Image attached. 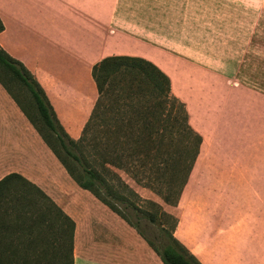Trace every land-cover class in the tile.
I'll return each instance as SVG.
<instances>
[{
    "label": "rangeland",
    "instance_id": "1",
    "mask_svg": "<svg viewBox=\"0 0 264 264\" xmlns=\"http://www.w3.org/2000/svg\"><path fill=\"white\" fill-rule=\"evenodd\" d=\"M81 1L74 30L45 24L23 0H0V49L38 84L68 148L154 246L166 232L200 264H264V0H117L111 17ZM118 56L166 75L169 103L158 106L124 69L100 102L92 68ZM0 76L36 119L27 93ZM3 90L0 112L11 114ZM29 223L25 235L53 240L38 217ZM53 257L48 249L46 261Z\"/></svg>",
    "mask_w": 264,
    "mask_h": 264
},
{
    "label": "trees",
    "instance_id": "2",
    "mask_svg": "<svg viewBox=\"0 0 264 264\" xmlns=\"http://www.w3.org/2000/svg\"><path fill=\"white\" fill-rule=\"evenodd\" d=\"M2 30L3 25L0 21V32ZM122 69L126 70V74H132L135 78L140 77L139 83L143 85L142 87H145L151 93L149 95L153 99L160 101V103L157 104L158 106L164 107V105L169 103L171 85L168 77L153 64L141 58L125 56L108 57L93 66L91 77L95 83L100 102L108 95L107 90H105L108 80L112 76L116 77ZM0 70L12 80V83H17L27 93L35 111L36 119L32 117V114L26 112L17 96H15V93L10 89L9 85L4 82L5 79L0 76V85L17 104L43 142L65 168L70 178L81 189L91 193L102 204L138 231L140 236L159 257L162 264H200L196 258L179 245L169 233L164 232V244L161 245V247L154 246L135 225L126 220V218L110 204L111 192L109 188H107L101 175L95 169L85 167L81 162V158L77 157L66 145V136H64V133L63 135L58 131L54 113L49 108L46 98L38 84L24 66L1 49ZM140 84L139 86H141ZM183 115L186 119L184 110ZM197 138L199 141L198 136ZM50 140L58 144L62 153L69 159L71 164L73 160L79 164L81 178H78L77 175L74 174L73 170L68 166L69 164L55 149L53 144H51ZM70 141L72 146H74L75 142L73 140ZM99 192L104 193V198L98 194ZM5 198H9V200ZM7 209L11 210L10 217L16 221V228L20 234L16 237L17 241L15 244L11 242L10 245L6 244L0 248V264H73L72 237L74 223L65 216L39 188L18 174H9L0 180L1 214ZM32 212H35V215H33L34 218L36 216L42 220L44 224L43 228L54 231V238L50 240L47 246H43L42 243H39L38 236L33 237L30 233H28V235L23 234L24 230L26 233L31 230V225L25 226V222L32 220ZM1 218H3V215ZM148 221L152 223L154 218L150 217ZM48 249L53 251V256L55 255L51 262L46 261ZM30 251L34 253V255H37L44 263L40 261L30 263L27 260L29 255L28 252Z\"/></svg>",
    "mask_w": 264,
    "mask_h": 264
},
{
    "label": "crops",
    "instance_id": "3",
    "mask_svg": "<svg viewBox=\"0 0 264 264\" xmlns=\"http://www.w3.org/2000/svg\"><path fill=\"white\" fill-rule=\"evenodd\" d=\"M23 1L30 4L29 8L35 6L42 11L45 24L73 25L76 30V0ZM10 2L18 6V0ZM90 2L111 17L117 0H82L81 7L87 9ZM8 99L12 113L0 112V180L9 174L22 176L74 223L73 264H162L133 228L70 178L9 95ZM10 212V209L3 214L0 211V248L14 243L20 234ZM26 225L30 223L25 222Z\"/></svg>",
    "mask_w": 264,
    "mask_h": 264
}]
</instances>
